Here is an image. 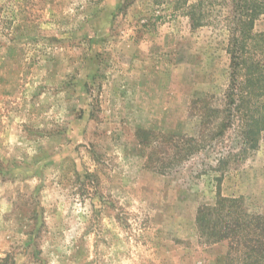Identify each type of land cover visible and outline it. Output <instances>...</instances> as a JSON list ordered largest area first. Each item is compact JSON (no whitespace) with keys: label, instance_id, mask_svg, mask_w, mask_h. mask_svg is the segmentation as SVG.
I'll list each match as a JSON object with an SVG mask.
<instances>
[{"label":"rangeland","instance_id":"rangeland-1","mask_svg":"<svg viewBox=\"0 0 264 264\" xmlns=\"http://www.w3.org/2000/svg\"><path fill=\"white\" fill-rule=\"evenodd\" d=\"M258 2L0 0V264H227L196 215L264 214V131L212 111Z\"/></svg>","mask_w":264,"mask_h":264},{"label":"trees","instance_id":"trees-1","mask_svg":"<svg viewBox=\"0 0 264 264\" xmlns=\"http://www.w3.org/2000/svg\"><path fill=\"white\" fill-rule=\"evenodd\" d=\"M258 1L257 9L264 12V0ZM247 3L255 5L253 1ZM242 39L245 43L235 42L228 48L233 67L231 84L223 94L222 108L213 107L212 111L225 113L218 135L233 125L234 115L241 116L243 142L255 147V137L264 131V33L253 34L248 30L242 33ZM201 146L195 137L179 143V164L200 151ZM220 161L226 163L225 159ZM92 176L93 173L87 172L84 177ZM196 226L203 242H227V264H264V214L251 212L243 196L227 197L219 188L215 204L198 209ZM3 260V264H8L7 258Z\"/></svg>","mask_w":264,"mask_h":264}]
</instances>
